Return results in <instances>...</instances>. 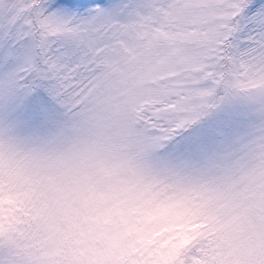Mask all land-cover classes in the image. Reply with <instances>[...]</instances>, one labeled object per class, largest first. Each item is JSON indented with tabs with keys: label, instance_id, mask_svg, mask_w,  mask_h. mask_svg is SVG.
<instances>
[{
	"label": "snow or ice",
	"instance_id": "1",
	"mask_svg": "<svg viewBox=\"0 0 264 264\" xmlns=\"http://www.w3.org/2000/svg\"><path fill=\"white\" fill-rule=\"evenodd\" d=\"M0 264H264V0H0Z\"/></svg>",
	"mask_w": 264,
	"mask_h": 264
}]
</instances>
